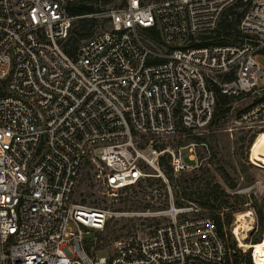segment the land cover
<instances>
[{
  "label": "built area",
  "instance_id": "2783aa9c",
  "mask_svg": "<svg viewBox=\"0 0 264 264\" xmlns=\"http://www.w3.org/2000/svg\"><path fill=\"white\" fill-rule=\"evenodd\" d=\"M110 1L0 0V264H235L219 219L177 206L160 165L169 154L175 175L195 170L207 144L157 146L211 125L220 96L250 99L235 124L264 132V0ZM99 17L108 27L70 56L74 22ZM144 163L167 186L154 214L167 222L93 255L89 234L128 213L84 203L85 175L116 198L155 178Z\"/></svg>",
  "mask_w": 264,
  "mask_h": 264
},
{
  "label": "rangeland",
  "instance_id": "374dc122",
  "mask_svg": "<svg viewBox=\"0 0 264 264\" xmlns=\"http://www.w3.org/2000/svg\"><path fill=\"white\" fill-rule=\"evenodd\" d=\"M142 1L153 3L163 0ZM125 2L126 0H111L109 5L122 7ZM100 25L108 27L101 17L97 20L90 19L86 23L78 20L74 22L73 30H78L83 35H92ZM250 102V99L230 100L231 110L225 116H214L211 125L196 132L163 139L157 146L158 150L164 148L179 154L181 147L192 143L207 144L208 150L197 148L202 162L195 170L190 168L180 175L170 172L169 154L162 156L164 165H160L169 180L176 205L194 203L220 219L229 244L235 245L236 254L243 258V262L249 256V251L247 247H241L234 236L236 220H239V226L244 229L246 243L251 246L256 239L262 237L260 212L264 217V169L249 162V154L257 135L254 130L242 129L235 124ZM184 153L187 154V151L184 150ZM143 166L144 171L148 175H156L155 178H148L147 185L141 189L119 194L116 198L103 195L105 189L91 179L90 172L85 175L80 185L81 200L84 203L128 213L124 217L112 218L104 230H95L89 234L87 249L93 255L113 251L115 242L120 238L128 239L136 235L145 239L157 225L167 222L165 216H154L156 212L167 211L170 207L167 186L149 165L144 163ZM155 186L162 190L161 196L152 195L151 189ZM252 211L256 213L258 222L251 232H247L252 229L249 223L252 217L249 212ZM133 213L139 215L132 216Z\"/></svg>",
  "mask_w": 264,
  "mask_h": 264
},
{
  "label": "trees",
  "instance_id": "16d2710c",
  "mask_svg": "<svg viewBox=\"0 0 264 264\" xmlns=\"http://www.w3.org/2000/svg\"><path fill=\"white\" fill-rule=\"evenodd\" d=\"M91 12H93V9L90 7H87L85 5H76L70 9V14L73 16H83V15L89 14ZM80 21L82 23H86L88 20L87 19H81ZM90 36L91 35H83L78 30L77 31L72 30V35H71L70 40L68 42L69 48L66 49L67 50L66 52L70 56H73L77 52L81 41L84 39H87ZM229 102H230V100L228 98H226L224 96L219 97V103H218V107L216 109L215 118L219 117L220 115L225 116L231 110V107H229V104H230ZM213 121H214V119H213ZM161 164L164 165L163 159L161 160ZM169 170H170V172H172L171 168ZM260 216H261V221H260L261 224L260 225H261L262 230H263L264 229L263 228L264 227V217H263L261 212H260ZM219 225H220V230L223 232V224L221 223L220 219H219ZM261 241L262 240L260 237V239H256L254 241L255 243H253V244H258ZM232 247L235 249V245H233ZM244 260L247 262V264H252L249 256L246 257ZM242 261H243L242 257L238 256L237 254L234 256V263L235 264H240Z\"/></svg>",
  "mask_w": 264,
  "mask_h": 264
},
{
  "label": "bare ground",
  "instance_id": "6f19581e",
  "mask_svg": "<svg viewBox=\"0 0 264 264\" xmlns=\"http://www.w3.org/2000/svg\"><path fill=\"white\" fill-rule=\"evenodd\" d=\"M250 153L256 166H259L264 169V133H260V135L257 136L256 140L252 145ZM240 228L242 229V226L241 227L238 226L235 228V236L239 240L240 246L247 247L248 249L251 248L255 249V261L258 264H264V238L260 243L252 244L250 246L249 244L246 243L244 237V229L241 230ZM248 231L250 230L248 229Z\"/></svg>",
  "mask_w": 264,
  "mask_h": 264
}]
</instances>
